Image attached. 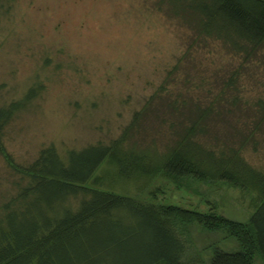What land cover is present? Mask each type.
Wrapping results in <instances>:
<instances>
[{
	"label": "rangeland",
	"instance_id": "374dc122",
	"mask_svg": "<svg viewBox=\"0 0 264 264\" xmlns=\"http://www.w3.org/2000/svg\"><path fill=\"white\" fill-rule=\"evenodd\" d=\"M159 3L0 0V107L33 92L3 133L6 156L14 164L25 167L47 146L64 157L70 149L108 145L122 135L123 149L146 152L151 163L173 147L180 139L182 117L189 113L168 115L150 97L182 57L186 35ZM193 57L200 67L188 72L193 64L186 63L185 70L171 77L172 97L221 100L219 117L195 141L225 159L236 154L235 164L264 172V46L247 61L243 54L219 47ZM144 109L133 122L134 113ZM26 180L0 156V218L2 206ZM87 185L154 208H213L219 216L242 223L260 200L253 190L219 179L175 181L136 172L124 177L112 160L103 162ZM178 225L188 263L206 264L214 248H239L223 230ZM254 264H264L257 254Z\"/></svg>",
	"mask_w": 264,
	"mask_h": 264
},
{
	"label": "trees",
	"instance_id": "16d2710c",
	"mask_svg": "<svg viewBox=\"0 0 264 264\" xmlns=\"http://www.w3.org/2000/svg\"><path fill=\"white\" fill-rule=\"evenodd\" d=\"M159 4L180 22L186 47L150 100L158 101L168 115L189 113L179 124L180 139L154 163L146 152L123 149L126 136L122 135L108 145L70 149L64 157L47 146L23 167L6 156L2 140L4 130L33 92L1 106L0 156L27 180L16 197L1 208L0 264H192L185 261L187 243L179 223H194L207 231L223 230L237 243L235 252L214 248L206 264H254L256 254L264 262V172L235 164L236 154L225 159L195 141L219 117L221 100L172 97L169 89L171 77L185 70L186 63L193 64L188 72L200 67L193 57L199 52L219 47L243 54L247 61L262 48L264 0H160ZM231 79L228 77L230 83ZM144 113L145 109L135 112L133 122ZM110 160L124 177L136 172L161 174L175 181L219 179L253 190L259 204L242 223L219 216L213 208L206 212L171 205L154 208L88 186L99 166ZM69 199L76 203L68 205Z\"/></svg>",
	"mask_w": 264,
	"mask_h": 264
}]
</instances>
